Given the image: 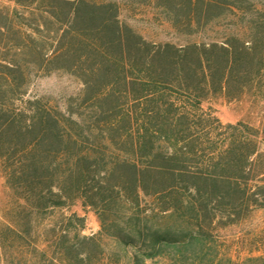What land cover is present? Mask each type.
I'll list each match as a JSON object with an SVG mask.
<instances>
[{
	"label": "trees",
	"instance_id": "1",
	"mask_svg": "<svg viewBox=\"0 0 264 264\" xmlns=\"http://www.w3.org/2000/svg\"><path fill=\"white\" fill-rule=\"evenodd\" d=\"M14 1L0 7V261L237 264L218 231L264 208V123L222 124L202 103L264 101V11L246 36L176 46L123 21L120 0ZM154 1L184 33L251 2ZM56 69L81 79L88 114L24 98Z\"/></svg>",
	"mask_w": 264,
	"mask_h": 264
},
{
	"label": "rangeland",
	"instance_id": "2",
	"mask_svg": "<svg viewBox=\"0 0 264 264\" xmlns=\"http://www.w3.org/2000/svg\"><path fill=\"white\" fill-rule=\"evenodd\" d=\"M246 15L225 9L224 13L209 23L190 33L177 31L167 12L154 0H120L121 18L139 34L154 44L172 43L182 46L188 43H210L224 41L233 34L246 36L250 31L249 16L256 11H264V0H250ZM14 0H0V7H16ZM81 79L62 69L47 74L37 73L30 77L25 99H40L45 105L64 109L67 102L74 108L88 114L81 104L83 91ZM203 113L218 118L222 124L245 122L261 128L264 123V101L252 96L229 100L223 95L210 96L202 103ZM264 148V143L262 144ZM9 190L0 174V220L2 212L10 205ZM86 217L83 234H92L100 228L97 215L92 210H84L80 203L72 207ZM68 212V210H66ZM219 243L223 251L237 264H264V208H254L237 223L223 226L218 231ZM259 257L257 260L249 258ZM0 264H5L0 261Z\"/></svg>",
	"mask_w": 264,
	"mask_h": 264
}]
</instances>
